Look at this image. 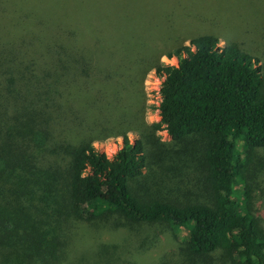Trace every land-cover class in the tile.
I'll return each mask as SVG.
<instances>
[{
	"label": "trees",
	"instance_id": "trees-1",
	"mask_svg": "<svg viewBox=\"0 0 264 264\" xmlns=\"http://www.w3.org/2000/svg\"><path fill=\"white\" fill-rule=\"evenodd\" d=\"M22 1L35 18L29 31L7 35L0 14V264H139L120 245L75 249L79 225L112 218L166 227L180 241L149 264H264L256 49L222 48L207 34L165 51V9L147 8L139 28L135 0ZM253 28L240 35L258 43ZM161 55L178 63L164 66ZM152 69L162 79L160 122L147 125ZM162 126L169 143L154 137ZM130 130L141 141L132 144ZM112 135L124 137L112 155L94 146Z\"/></svg>",
	"mask_w": 264,
	"mask_h": 264
},
{
	"label": "rangeland",
	"instance_id": "rangeland-1",
	"mask_svg": "<svg viewBox=\"0 0 264 264\" xmlns=\"http://www.w3.org/2000/svg\"><path fill=\"white\" fill-rule=\"evenodd\" d=\"M135 1L139 4H136L133 9V17L135 18L136 12L139 14L136 19L139 28L145 24L143 21L141 22L142 17L140 16L145 14L147 8L148 10L151 8L152 11L165 9V15H168L171 26H169V30L165 27V33L164 31L160 33V35L163 34V39L165 38V44H170L169 48L164 46L165 51H174L175 48L190 46L192 38L208 34L217 37L219 39L218 46L222 48L226 47L231 40L237 43L242 42L246 47L247 45L254 47L257 56L261 58L260 64L264 65V0H157L156 4L153 0ZM21 2L23 1L10 0L8 4L11 5L6 4L8 7H0L3 21L2 31L7 35L9 32L15 33L21 28L29 31V23L35 20L29 15L26 17ZM239 26L242 27L240 31ZM250 26H254L253 30L257 37L249 38L258 39V43L257 41L252 42L251 39L247 41V39L241 38L244 29ZM172 27L176 30L172 35H169ZM151 29L157 32L163 30H155L152 27ZM159 47H163V42L161 45L159 44ZM160 63L164 66H172L178 63V59L176 56L168 58L161 55ZM160 83L161 79L158 78L154 69L146 74L143 81L144 119L147 125L160 122L158 110ZM163 127L155 132L154 137L165 144L171 141V137ZM142 135L140 130H130L127 133L132 144L141 141ZM123 143V135H112L95 141L94 146L101 152L112 155L123 146ZM254 172L260 182L258 192L261 194L264 192V149L259 150L255 157ZM237 188L242 191L243 184L238 185ZM257 203L258 209L264 215V198H259ZM76 233L75 249L93 244L94 241H100L105 245H120L127 248L126 250L129 252L125 258L139 264H149L159 261L160 257L165 258V256L169 257L175 254L180 243L166 227L157 225L131 227L123 225L117 218L92 227L79 225Z\"/></svg>",
	"mask_w": 264,
	"mask_h": 264
},
{
	"label": "built area",
	"instance_id": "built-area-1",
	"mask_svg": "<svg viewBox=\"0 0 264 264\" xmlns=\"http://www.w3.org/2000/svg\"><path fill=\"white\" fill-rule=\"evenodd\" d=\"M159 78V77H158ZM161 79V78H160ZM161 82H162V79H161ZM160 85H161V83H160Z\"/></svg>",
	"mask_w": 264,
	"mask_h": 264
}]
</instances>
